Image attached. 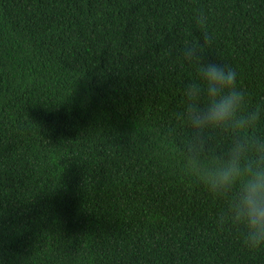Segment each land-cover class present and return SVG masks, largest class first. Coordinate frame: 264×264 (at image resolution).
<instances>
[{
    "label": "trees",
    "instance_id": "trees-1",
    "mask_svg": "<svg viewBox=\"0 0 264 264\" xmlns=\"http://www.w3.org/2000/svg\"><path fill=\"white\" fill-rule=\"evenodd\" d=\"M192 42L264 101V0H0V264H264L182 173Z\"/></svg>",
    "mask_w": 264,
    "mask_h": 264
},
{
    "label": "clouds",
    "instance_id": "clouds-1",
    "mask_svg": "<svg viewBox=\"0 0 264 264\" xmlns=\"http://www.w3.org/2000/svg\"><path fill=\"white\" fill-rule=\"evenodd\" d=\"M195 23H204L203 15ZM204 43L210 37L204 34ZM203 45L192 42L180 50L194 77L182 88L176 119L190 130L183 151L182 173L211 198L222 201L216 221L238 230L242 244L264 250V101L249 106L247 93L238 85V73L200 55ZM207 133L227 139L223 151H207Z\"/></svg>",
    "mask_w": 264,
    "mask_h": 264
}]
</instances>
